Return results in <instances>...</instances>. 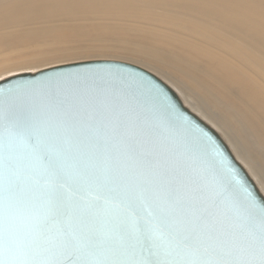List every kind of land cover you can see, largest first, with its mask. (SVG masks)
Returning a JSON list of instances; mask_svg holds the SVG:
<instances>
[{
	"label": "snow or ice",
	"instance_id": "snow-or-ice-1",
	"mask_svg": "<svg viewBox=\"0 0 264 264\" xmlns=\"http://www.w3.org/2000/svg\"><path fill=\"white\" fill-rule=\"evenodd\" d=\"M137 87L102 101L50 83L0 109V264H264V201L162 91Z\"/></svg>",
	"mask_w": 264,
	"mask_h": 264
},
{
	"label": "bare ground",
	"instance_id": "bare-ground-1",
	"mask_svg": "<svg viewBox=\"0 0 264 264\" xmlns=\"http://www.w3.org/2000/svg\"><path fill=\"white\" fill-rule=\"evenodd\" d=\"M113 52L171 85L264 193V0H0V76Z\"/></svg>",
	"mask_w": 264,
	"mask_h": 264
},
{
	"label": "water",
	"instance_id": "water-1",
	"mask_svg": "<svg viewBox=\"0 0 264 264\" xmlns=\"http://www.w3.org/2000/svg\"><path fill=\"white\" fill-rule=\"evenodd\" d=\"M50 83H77L91 92H97L101 100H111L125 92L135 91L140 95L145 89L138 88L142 83L148 88L162 91L175 108L191 123L194 130L204 136L209 143L216 145L220 152L229 160L247 184L248 190L259 201H264V193L247 168L235 156L229 144L211 124L192 111L182 100L179 93L166 81L153 72L134 63L117 59H90L62 63L45 67L36 71H25L0 79V109L6 108L8 103L28 105L38 101L39 89ZM8 90H11L9 92ZM134 120V117H132ZM155 123L154 121L152 122ZM129 133L136 134V129L129 126ZM160 144L157 145L163 152L165 147H174L173 138L167 130H160ZM178 159H185L182 153H177ZM16 222L22 229H27L32 223L26 195L17 199Z\"/></svg>",
	"mask_w": 264,
	"mask_h": 264
},
{
	"label": "rangeland",
	"instance_id": "rangeland-1",
	"mask_svg": "<svg viewBox=\"0 0 264 264\" xmlns=\"http://www.w3.org/2000/svg\"><path fill=\"white\" fill-rule=\"evenodd\" d=\"M109 58L110 59L122 60V61H129V62H132V63H135L137 65H140V66L144 67V65L142 64V62H140L136 58L127 57V55H124L123 53H115V52H113L110 56H93V57H87V58L77 59L75 61H78V60L79 61H81V60H90V59H109ZM69 62H74V61H66L65 63H69ZM12 74H15V73H12ZM12 74H7V75H4V76H0V79H3L5 77H8L9 75H12Z\"/></svg>",
	"mask_w": 264,
	"mask_h": 264
}]
</instances>
